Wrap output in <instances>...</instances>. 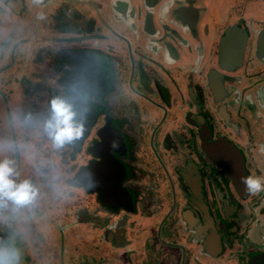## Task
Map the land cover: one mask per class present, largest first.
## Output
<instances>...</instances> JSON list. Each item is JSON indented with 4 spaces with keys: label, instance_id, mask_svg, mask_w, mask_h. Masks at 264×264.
<instances>
[{
    "label": "flooded vegetation",
    "instance_id": "1",
    "mask_svg": "<svg viewBox=\"0 0 264 264\" xmlns=\"http://www.w3.org/2000/svg\"><path fill=\"white\" fill-rule=\"evenodd\" d=\"M0 159L18 264H264V0H0Z\"/></svg>",
    "mask_w": 264,
    "mask_h": 264
},
{
    "label": "clouds",
    "instance_id": "2",
    "mask_svg": "<svg viewBox=\"0 0 264 264\" xmlns=\"http://www.w3.org/2000/svg\"><path fill=\"white\" fill-rule=\"evenodd\" d=\"M49 110V118L41 123V127L54 147H60L65 141L79 136L80 127L71 119L73 113L69 111L64 97H52ZM14 175L12 161L0 159V201L11 202L14 207L28 206L36 199L38 190L27 179H11ZM242 179L249 193L254 194L264 187L258 177L248 175ZM19 257L20 252L16 247L0 243V264H18Z\"/></svg>",
    "mask_w": 264,
    "mask_h": 264
},
{
    "label": "water",
    "instance_id": "3",
    "mask_svg": "<svg viewBox=\"0 0 264 264\" xmlns=\"http://www.w3.org/2000/svg\"><path fill=\"white\" fill-rule=\"evenodd\" d=\"M7 227V226H6ZM8 231V230H7ZM9 232V231H8ZM9 239V238H8ZM17 240V236H16V234H11V237H10V239L9 240H7L6 242H8L9 243V245H11V246H14V247H16L17 249H18V246H19V243H18V240ZM20 252V251H19ZM21 253V252H20ZM21 262V260H19V263Z\"/></svg>",
    "mask_w": 264,
    "mask_h": 264
},
{
    "label": "rangeland",
    "instance_id": "4",
    "mask_svg": "<svg viewBox=\"0 0 264 264\" xmlns=\"http://www.w3.org/2000/svg\"><path fill=\"white\" fill-rule=\"evenodd\" d=\"M1 204H2L1 208H2V209L4 208V210H6V209H8V208L10 207L11 202H8V201H2ZM18 208L25 210V206H23V207H18ZM15 227H18V226H15ZM20 227L23 228V225L20 224ZM21 228H19V229H21ZM20 250H22V249L20 248Z\"/></svg>",
    "mask_w": 264,
    "mask_h": 264
}]
</instances>
